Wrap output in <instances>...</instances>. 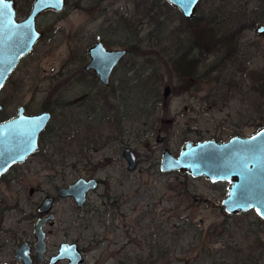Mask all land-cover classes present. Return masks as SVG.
<instances>
[{"label":"rangeland","instance_id":"rangeland-1","mask_svg":"<svg viewBox=\"0 0 264 264\" xmlns=\"http://www.w3.org/2000/svg\"><path fill=\"white\" fill-rule=\"evenodd\" d=\"M33 1L15 0L18 19ZM195 18L230 37L231 46H192L197 22L188 26L164 0H68L62 12L37 19L46 36L10 76L2 100L8 112L20 103L38 113L51 96L65 108L53 110L39 154L18 169L22 177L0 182L2 260L11 259L19 241H33L45 195L93 170L100 185L84 211L70 201L53 208L50 252L68 241L81 248L83 264H234L249 252L262 255L256 264H264V222L253 211L226 214L228 183L159 172L165 149L177 156L187 141L225 142L264 128V90L258 89L264 38L254 35L264 25V0H201ZM97 41L148 54L128 53L110 89L102 90L83 71L87 48ZM230 48L235 52L223 57ZM184 53L198 61L185 83L164 64ZM58 147L64 148L59 155ZM124 147L138 156L134 171L127 170Z\"/></svg>","mask_w":264,"mask_h":264},{"label":"water","instance_id":"water-1","mask_svg":"<svg viewBox=\"0 0 264 264\" xmlns=\"http://www.w3.org/2000/svg\"><path fill=\"white\" fill-rule=\"evenodd\" d=\"M164 1L177 9L186 20H191L201 0H195L190 14H186L185 5L181 0ZM66 4L67 0H35L29 15L24 20L17 21L15 2L2 0L0 3V9L4 10V16L0 20V84L2 87L20 60L28 55L37 42L44 37V33L36 29L39 16L45 12L60 13L65 9ZM262 29L264 25H258L254 35L264 38ZM87 54L90 61L85 66V70H92L99 82L108 86L112 72L127 56L128 50L108 49L97 41L87 49ZM49 119V112H42L31 117L19 114L16 119L0 124V175L12 164L23 162L39 149L38 139ZM36 123H39L40 127L34 135L31 138L25 135L26 130ZM122 156L127 164V170L134 171L137 167V158L133 150L128 147L123 148ZM159 172L179 173L194 179L204 178L211 183H228L226 196L222 200V208L226 214L237 216L253 211L264 222V128L249 137L234 136L225 142L215 139L200 142L187 141L182 144L177 156L165 149L161 155ZM96 187L97 182L94 179L89 181L78 179L61 189L59 196L73 198L78 206H82L86 193ZM50 202V199H45L38 211L47 212ZM236 203H239L241 207H233ZM258 208L261 209L260 214H258ZM45 221V219L38 220L34 229L35 248L39 260L43 259L40 256L45 246L42 232ZM21 259L24 264H30L27 257ZM64 259L68 260L69 264L83 262L75 245L62 244L58 256L49 264H55Z\"/></svg>","mask_w":264,"mask_h":264},{"label":"flooded vegetation","instance_id":"flooded-vegetation-1","mask_svg":"<svg viewBox=\"0 0 264 264\" xmlns=\"http://www.w3.org/2000/svg\"><path fill=\"white\" fill-rule=\"evenodd\" d=\"M14 2H15V0H13ZM35 1V0H34ZM33 1V2H34ZM33 2H32V4H33ZM67 3H68V0H67ZM32 4H31V7H30V10H29V13H30V11H31V8H32ZM66 6H67V4H66ZM15 7H16V19H17V21L19 20V21H22V20H24L28 15H29V13L27 14V16L26 17H24V19H22V20H20V19H18L17 18V4H16V2H15ZM46 13H50V12H45V13H43V14H41L39 17H41L42 15H44V14H46ZM37 22V21H36ZM36 29L39 31V32H43L44 33V37L40 40V41H38L37 42V44H39L40 42H42V40H44V38H45V36H46V33L44 32V31H42V30H39L38 28H37V26H36ZM101 42V41H100ZM102 43V42H101ZM36 44V45H37ZM103 44V43H102ZM35 45V46H36ZM103 46L105 47V48H107L104 44H103ZM90 47V46H89ZM88 47V48H89ZM35 48V47H34ZM87 48V49H88ZM108 49H110V48H108ZM122 49H126V48H122ZM128 50V53H129V49H127ZM33 51V50H32ZM31 51V52H32ZM30 52V53H31ZM29 53V54H30ZM28 54V55H29ZM128 55V54H127ZM27 56V55H26ZM25 56V57H26ZM87 56H88V54H87ZM24 57V58H25ZM23 58V59H24ZM125 58V57H124ZM123 58V59H124ZM23 59H21L20 60V62L23 60ZM122 59V60H123ZM122 60L119 62V64L122 62ZM90 61V58H89V56H88V61H87V63L85 64V66L88 64V62ZM20 62H19V64H20ZM19 64H18V66H19ZM119 64L117 65V67L119 66ZM17 66V67H18ZM85 66L83 67V71H84V73H86V74H90L91 76H94V81L96 82V84L97 85H99L100 86V89H102V90H109L110 89V85H111V77H110V81H109V85L108 86H104L102 83H100L99 82V80H98V78L96 77V75L93 73V71L92 70H89V71H86L85 70ZM16 67V68H17ZM116 67V68H117ZM15 68V69H16ZM115 68V69H116ZM15 69L13 70V72L15 71ZM115 69H114V71H115ZM113 71V72H114ZM13 72L9 75V77H8V79H7V81H6V83L4 84V86L1 88V90H0V124H3V123H6V122H8V121H10V120H13V119H16L18 116H19V114L20 115H23V116H25V117H31V116H34V115H37V114H40V113H42V112H49V114H50V119H49V122H48V124H47V126L45 127V130L40 134V136H39V139H38V144H39V149L35 152V153H33V154H30L23 162H20V163H14V164H12L3 174H1L0 175V182H3V181H6V182H14V181H16L17 180V178H20V177H22V174H18V169L19 168H22V167H24L29 161H30V159H32L33 157H35L36 155H38L39 154V152H40V140H41V138L47 133V131L49 130V124H50V122H51V119H52V113L54 112L53 110L55 109V108H57V107H59V108H65V107H63V106H61V105H59V104H57V102H56V105H54V99L56 98V96H51L52 97V99L49 101L51 104H46V105H43L42 106V109H41V111L40 112H38V113H33L32 111H30L29 110V108H28V106L27 105H25V104H17L16 106H15V108L12 110V111H10V112H8L7 111V105L3 102V100H2V96H1V92L3 91V89L5 88V86L7 85V83H8V81H9V78H10V76L13 74ZM113 72H112V74H113ZM112 74H111V76H112ZM68 82H66V84H67ZM65 86V84L62 86L61 85V88H63ZM99 93H101L100 91H98V94ZM107 96V95H106ZM48 98H50L49 96H48ZM70 102H68V103H66V105L68 106V105H70L69 104ZM21 109V110H20ZM125 148V147H124ZM64 148H61V147H58L57 149H56V151H58V155L62 152V150H63ZM134 152V151H133ZM135 153V152H134ZM136 155V154H135ZM55 156H56V153H55ZM123 157V156H122ZM136 158H137V156H136ZM138 160V159H137ZM49 165L50 166H55V165H58L57 164V161L55 160V159H53V160H49ZM93 170H90V174L91 175H88V176H86V177H80V178H78V179H84V180H86V181H89V180H96V182H97V187H96V189H92V190H89L87 193H86V195H85V197H84V201H83V203H82V206H78L77 205V203L74 201V199L73 198H61L60 196H59V191L61 190V189H64V188H66V187H68L69 185H71V184H73L76 180H78V179H76L74 182H72V183H70V184H68V185H62V186H56L55 187V191H54V194H52V195H45L44 196V198H43V200L41 201V203L37 206V208H36V213H37V215H36V218H35V221H34V224H33V226H32V228H31V234H32V236H33V241L32 242H28V241H26V240H21V241H19L18 242V244L16 245V247L14 248V250H13V252H12V256H11V259L10 260H2V258H1V256H0V264H24L23 263V260L21 259L22 257H24V258H28L29 260H30V264H49L50 263V261L53 259V258H55L56 256H58V254H59V250H60V247H61V245L62 244H69V245H75L76 247H77V249H78V251L80 252V254H81V256H82V258H83V262L81 263V264H83L84 263V257H83V253H82V251H81V248L78 246V244L77 243H75V242H68V241H65V242H61L58 246H56V248L54 249V251H51L50 252V250L48 249V245H47V236H48V234L49 233H51V230H48V227H53L54 226V222H55V215H54V213H53V208L57 205V204H59V203H62V202H64V201H70V202H72V204L74 205V209L76 208V210L78 211V212H81V211H84L85 210V208H86V206H87V203H88V199H89V197H90V195H92L94 192H96L97 190H98V188H99V185H100V181L98 180V179H95L94 177H93ZM33 192H34V190L33 189H30V191H29V195H32L33 194ZM45 199H50L51 200V202H50V207H49V210L47 211V212H45V213H40L38 210H39V208H40V206L42 205V203L44 202V200ZM97 211V209L95 210V212ZM51 217V218H50ZM78 217H80L81 218V215L78 213ZM40 219H45L46 221L43 223V226H42V232H43V234H44V244H45V246H44V252H43V254H42V256H40L41 258H43L42 260H39V257H38V253H37V250H36V248H35V243H36V237H35V235H34V229H35V223L38 221V220H40ZM61 263H66V264H69V261L68 260H66V259H64V260H59V261H57L55 264H61Z\"/></svg>","mask_w":264,"mask_h":264},{"label":"trees","instance_id":"trees-1","mask_svg":"<svg viewBox=\"0 0 264 264\" xmlns=\"http://www.w3.org/2000/svg\"><path fill=\"white\" fill-rule=\"evenodd\" d=\"M186 21H187L186 24L188 26H192L193 23L197 22L196 27L193 30L194 40L192 42L193 43L192 46L198 49H203L209 46H214L217 48L218 46H222L227 43H229L227 45L231 46L230 37H225V36L218 37V31L214 25H206V26L202 25L201 20H198L197 18H195V16L191 20H186ZM240 31H241V28L237 29L235 33L238 34L240 33ZM235 33L233 35H235ZM234 52L235 51H233V49L231 48L230 50L227 49L223 57L225 55L226 56L231 55ZM129 53L135 55L136 57H146L148 54V52L141 50L138 46L130 47ZM168 63H170V65L172 66V68L177 73L178 77L180 78V80L184 83L189 77H192L194 75L196 68L198 66V61L195 60L194 58L189 57V54H186V53L182 54L177 59H173V60L171 59L168 62L166 61L164 62L165 65H168ZM258 81H259V84H258L259 92L263 93L264 77H260ZM183 177H186V175H184ZM179 194L180 196L186 194V189L184 188L183 190H181V193ZM110 205L112 206L113 204H109V206ZM109 210H111V208H106L105 213L108 212ZM223 233L224 231L222 230L220 235H223ZM197 234H199L197 236L201 235L200 232H198ZM261 256L262 255L258 256L254 252H249V253H246L245 255L240 256L238 259L234 260V264H256V263H259Z\"/></svg>","mask_w":264,"mask_h":264},{"label":"snow or ice","instance_id":"snow-or-ice-1","mask_svg":"<svg viewBox=\"0 0 264 264\" xmlns=\"http://www.w3.org/2000/svg\"><path fill=\"white\" fill-rule=\"evenodd\" d=\"M181 2L185 5L186 14H190L191 6L192 4L195 3V0H181ZM0 3H2V0H0ZM3 16H4V10L0 9V20H2ZM262 31H264V29H262ZM0 87H2V84H0ZM39 127H40L39 123L32 124L30 128L26 130L25 135L31 138ZM233 207H241V205L239 203H236V204H233ZM257 211H258V214L261 213L260 208H258Z\"/></svg>","mask_w":264,"mask_h":264}]
</instances>
